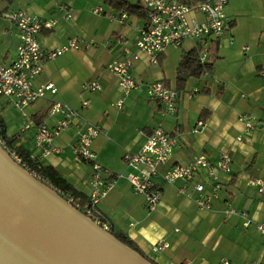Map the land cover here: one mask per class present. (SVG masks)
<instances>
[{"label":"crops","instance_id":"obj_1","mask_svg":"<svg viewBox=\"0 0 264 264\" xmlns=\"http://www.w3.org/2000/svg\"><path fill=\"white\" fill-rule=\"evenodd\" d=\"M56 5L69 7L72 18L65 20ZM97 7L101 13L93 14L91 11ZM17 10L56 21L51 30L38 35L44 51L74 37L82 42L80 49L45 62L33 80V87L51 83L54 93L47 92L44 98L22 109L15 108L10 98L0 96V117L6 136L15 137L13 146L28 152L41 167L55 171L81 205L88 203L92 169L73 153L76 128L71 126L53 139L52 145L60 152L42 155L35 147L37 124L52 128L58 119L47 113L53 101L66 104L83 120L100 128L91 150L96 162L111 173L137 174L124 164L123 155L136 154L157 124L175 140L161 171L172 165H187L198 155L214 164L219 153L226 152L231 158L230 172L214 168L215 182L206 171L190 181L172 184L155 179L159 199L152 211H147L144 197L133 193L124 180L115 182L97 209L110 223L112 233L126 237L140 255L154 264H217L220 258L237 264L264 260V235L256 229L264 221V198L247 185L250 178L264 177V0L227 1L224 12L231 23L229 30L218 38L204 39L206 56L210 41L217 39L218 58L213 70L200 79H189L179 93L174 113L165 115L163 106L146 95L145 86L164 81L176 90L178 62L183 53L195 48L194 41L185 39L179 47H166L157 55L156 64L139 53L132 69L138 88L118 105L120 91L106 65L121 58L126 50L136 51L138 28L144 19L127 13L126 19L119 21L114 17L122 12L102 0H0V64L5 66L14 61L19 38L14 23L3 15ZM195 18L202 19L199 15ZM88 42L92 45L84 48ZM86 81H97L100 89L82 92L81 85ZM193 88L199 92L186 96ZM84 99L90 101L86 108L81 106ZM245 113L254 116L248 131L238 120ZM199 121L203 126L195 129ZM195 183H202L206 193L211 192L213 184L219 186L208 210L198 209L192 200ZM228 208L245 213L247 222L238 215L225 214ZM157 241H166L169 247L152 253L150 247Z\"/></svg>","mask_w":264,"mask_h":264},{"label":"built area","instance_id":"obj_2","mask_svg":"<svg viewBox=\"0 0 264 264\" xmlns=\"http://www.w3.org/2000/svg\"><path fill=\"white\" fill-rule=\"evenodd\" d=\"M138 1L146 10V21L138 28V36L135 42L136 51L126 50L121 58L106 65V71L115 77L120 91L121 98L118 105L131 91L138 88V84L132 75V69L139 58V53L145 54L150 63L156 64L157 55L162 53L166 47H179L185 39H189L194 41L196 47L199 44L202 45L199 61L203 62L206 59L204 39L206 37L218 38L224 31L229 30L231 25L224 12L228 0H204L190 6L175 0ZM55 9L63 14L65 20L72 18L69 7L56 5ZM91 12L99 14L101 8H94ZM195 15L201 16L202 19L197 20ZM3 16L14 23L18 32L19 44L16 48L14 61L7 66L0 64V96L10 98L15 108L22 109L44 98L47 92H55L51 83L33 87V80L42 72L44 63L52 61L66 52L80 49L82 41L74 37L58 48L44 51L38 42V35L43 30H51L56 24L54 19H43L24 10L4 13ZM126 17V13L122 12L114 18L124 21ZM91 45V42L85 43L84 48ZM243 49L246 50L245 47ZM207 75V73H203L202 77ZM99 89L100 85L97 81H86L81 85V90L84 93L98 91ZM145 92L150 99L163 106L164 115L174 113L176 101L180 94L164 81H156L146 85ZM198 92L199 89L193 88L185 95L191 97ZM89 102L88 99H84L81 106L86 108ZM47 113L50 117L57 116L58 119L52 128H48L44 124L36 128L35 147L42 155L60 152L59 148L52 145L53 139L71 126L76 128L77 139L72 148L73 153L78 159L89 163L92 169L87 204L81 205L70 193L54 188L39 175L29 171L21 163L20 157L12 152L5 143L1 134L0 147L35 179L49 185L68 204L106 232H110V223L98 211L97 204L106 197L117 180L126 181L133 193L142 195L147 211H152L159 199V190L155 184V179L158 178L163 183L172 184L177 180L190 181L201 171H206L207 176L215 182L214 168L220 172H230L231 158L226 152H220L214 164L206 156L198 155L187 165H172L161 171L160 168L168 161L175 140L166 133L161 124H157L147 135L146 140L136 154L125 153L123 155L124 164L136 170L137 174L111 173L104 170L96 162L95 155L91 150L92 141L100 132L98 126L86 122L69 106L59 101H53ZM238 120L244 124L246 131L253 127L254 116L250 113L240 115ZM202 126L203 121H199L195 129ZM247 185L255 188L257 193L264 198V177L250 178ZM218 187V184L215 183L212 185L211 192L206 193L202 183L194 184L192 200L198 209L208 210L210 208L211 198L215 195ZM224 213L238 215L247 222L245 213H239L232 208L226 209ZM256 229L261 235H264V221L257 224ZM168 247L166 241H157L151 245L150 250L152 253L158 254ZM183 264L190 263L185 262ZM217 264L237 263H232L226 258H220ZM247 264H264V260Z\"/></svg>","mask_w":264,"mask_h":264},{"label":"water","instance_id":"obj_3","mask_svg":"<svg viewBox=\"0 0 264 264\" xmlns=\"http://www.w3.org/2000/svg\"><path fill=\"white\" fill-rule=\"evenodd\" d=\"M0 264H152L0 147Z\"/></svg>","mask_w":264,"mask_h":264},{"label":"trees","instance_id":"obj_4","mask_svg":"<svg viewBox=\"0 0 264 264\" xmlns=\"http://www.w3.org/2000/svg\"><path fill=\"white\" fill-rule=\"evenodd\" d=\"M102 1L107 6H109L110 8L118 12L121 11V12H125L126 14L127 13L137 14L139 17L144 19V21H146V10L140 5L139 1L135 4H131L127 0H102ZM175 1L182 3L184 5L190 6V5H194L196 3L202 2L204 0H175ZM201 47L202 45L199 44L197 47L195 46V48L182 54L178 62L177 68H176V76H175V88L178 93L185 90L186 83L189 79H196V80L200 79L203 73L209 74L213 70L214 63L216 62L218 58L217 39L210 41L208 45V49H207L208 54L206 56L205 61L203 62L199 61ZM40 125L41 124H37V127ZM0 134L2 135L3 140L12 150V152L16 153L20 157L21 163L26 168H28L29 171H32L36 173L37 175H39L44 181H47L54 188H58L66 192L68 191L76 199L78 198V196L73 191H71L70 187H68L65 184L63 179H61L55 171H53L49 167H45V168L41 167L37 159L31 158L28 152L24 151L20 147L13 146V143L15 142V137L6 136L5 126L3 124L1 117H0ZM110 233L116 240H118L122 244L128 246L129 248L137 252V250L133 248L131 242L126 237L118 233H112L111 231ZM151 263L154 264L153 262Z\"/></svg>","mask_w":264,"mask_h":264}]
</instances>
